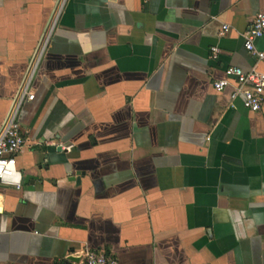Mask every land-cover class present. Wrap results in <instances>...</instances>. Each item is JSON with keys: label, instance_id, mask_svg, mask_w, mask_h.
<instances>
[{"label": "crops", "instance_id": "0c3cea01", "mask_svg": "<svg viewBox=\"0 0 264 264\" xmlns=\"http://www.w3.org/2000/svg\"><path fill=\"white\" fill-rule=\"evenodd\" d=\"M263 9L0 0V131L26 86L34 95L18 114L21 187L0 182V264H84L86 250L119 264H264V109L213 85L230 66L264 71L244 46Z\"/></svg>", "mask_w": 264, "mask_h": 264}, {"label": "built area", "instance_id": "2783aa9c", "mask_svg": "<svg viewBox=\"0 0 264 264\" xmlns=\"http://www.w3.org/2000/svg\"><path fill=\"white\" fill-rule=\"evenodd\" d=\"M62 6L57 11L55 22L61 12ZM228 25H223L219 35L228 31ZM264 35V9L257 12L250 23L249 28L244 33L245 48L257 59L264 63V50L260 51L255 47V40ZM49 35L44 39L36 63L40 61L42 54L47 46ZM212 57H217L219 49L217 46L211 48ZM214 88L223 91L228 86H233L231 97L242 95L243 103L249 111H260L264 109V71L251 69L244 71L239 66H230L225 70V77L216 80ZM33 99L26 86L18 104L10 111L4 127L0 131V182L3 184L21 187V181H15L19 172L16 169V157L21 148L25 145L26 139L22 133L19 122V107L23 99ZM84 264H119L117 258L106 255L103 252L86 250L84 252Z\"/></svg>", "mask_w": 264, "mask_h": 264}]
</instances>
